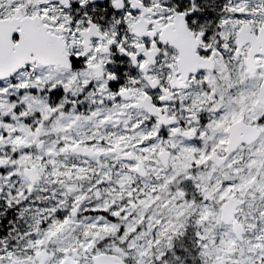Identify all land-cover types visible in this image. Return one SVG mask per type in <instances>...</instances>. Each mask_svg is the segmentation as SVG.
<instances>
[{
	"label": "snow or ice",
	"instance_id": "snow-or-ice-1",
	"mask_svg": "<svg viewBox=\"0 0 264 264\" xmlns=\"http://www.w3.org/2000/svg\"><path fill=\"white\" fill-rule=\"evenodd\" d=\"M0 264H264V0H0Z\"/></svg>",
	"mask_w": 264,
	"mask_h": 264
}]
</instances>
